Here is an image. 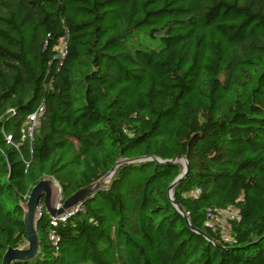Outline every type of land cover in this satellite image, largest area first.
<instances>
[{
	"label": "trees",
	"instance_id": "obj_1",
	"mask_svg": "<svg viewBox=\"0 0 264 264\" xmlns=\"http://www.w3.org/2000/svg\"><path fill=\"white\" fill-rule=\"evenodd\" d=\"M141 157L187 158L173 199L211 242L170 200L181 164L126 163L16 264H264V0H0V264L39 182L66 200ZM229 209L233 243L207 227Z\"/></svg>",
	"mask_w": 264,
	"mask_h": 264
},
{
	"label": "water",
	"instance_id": "obj_2",
	"mask_svg": "<svg viewBox=\"0 0 264 264\" xmlns=\"http://www.w3.org/2000/svg\"><path fill=\"white\" fill-rule=\"evenodd\" d=\"M146 162H157L161 164H181L183 167L182 173L176 178L174 183L169 187V197L171 202L174 204L178 213H180L187 221L189 227L197 234L208 239L207 235L202 231H199L191 226L190 220L188 219L187 213L182 209L181 206L176 204L173 199V191L179 185V183L186 177L189 171V164L187 158H177L170 161H162L156 157H141L133 160H120L111 169V171L97 182L91 184L88 187L82 188L75 192L72 196L66 199L62 206L57 204L60 201L61 192H55V183L50 179H43L31 190L27 202L23 207L24 210V224L27 232L28 246L26 249L12 248L9 247L3 256L2 264H16V263H27L35 260L40 253V240L37 231V208L40 202H43L46 213L51 218H61L70 211L80 206L88 197L93 196L106 187L109 186L113 180L118 168L122 164H138ZM209 240V239H208ZM210 241V240H209ZM211 242V241H210Z\"/></svg>",
	"mask_w": 264,
	"mask_h": 264
},
{
	"label": "built area",
	"instance_id": "obj_3",
	"mask_svg": "<svg viewBox=\"0 0 264 264\" xmlns=\"http://www.w3.org/2000/svg\"><path fill=\"white\" fill-rule=\"evenodd\" d=\"M63 56H64V53H63ZM44 111H45V106H44V104H42L36 112H34L28 116L25 124L23 125V130H22V133L24 135L23 140L26 139V137H28L31 140L33 139V133L35 131V128L38 127L40 119H41L42 115L44 114ZM199 194H200V191H193L190 194V196L196 198ZM43 208H44L43 204L38 205V208H37V217L38 218L41 216ZM230 210H233L235 212V214L229 216V218L226 219V221H227L226 225L230 229L231 221H234V220L238 221L239 220L238 211H236L234 209L220 211L216 214L210 213L209 217H210L211 221L207 224V227L212 229V231L214 233H216V231H219V230H213V226H212L213 219L217 218V216H219V215H224V214L230 213ZM78 211H80L79 206L61 218H51L52 225L55 226L58 224V222H65L69 217H71L73 214L77 213ZM220 238L225 243H233L234 242L231 235H229V237L221 236ZM52 239H54L53 236H52Z\"/></svg>",
	"mask_w": 264,
	"mask_h": 264
},
{
	"label": "rangeland",
	"instance_id": "obj_4",
	"mask_svg": "<svg viewBox=\"0 0 264 264\" xmlns=\"http://www.w3.org/2000/svg\"><path fill=\"white\" fill-rule=\"evenodd\" d=\"M61 50H63V48H61ZM37 128H35L36 130ZM46 179H50V178H46ZM52 179V178H51ZM55 183V192L57 193L58 191L61 192V188L59 186V184L54 180L52 179ZM61 194V197H60V201L59 203L57 204V206L59 205L60 207L62 206L63 202L65 201L63 199V195H62V192L60 193ZM25 206V204H23V207ZM235 214V212L233 210H230V213H227V214H224V215H219L217 216V218L213 219L212 221V226H213V230H219V231H216L217 234H219V236H223V237H229V235H231V231L230 229L227 227L226 223V219L229 218V216ZM28 246V242H26L23 246H21L20 248L21 249H26Z\"/></svg>",
	"mask_w": 264,
	"mask_h": 264
}]
</instances>
